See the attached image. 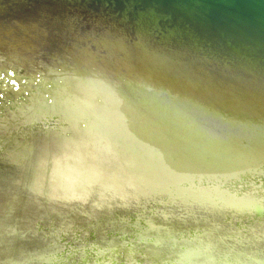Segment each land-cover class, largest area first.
<instances>
[{
    "label": "water",
    "instance_id": "obj_1",
    "mask_svg": "<svg viewBox=\"0 0 264 264\" xmlns=\"http://www.w3.org/2000/svg\"><path fill=\"white\" fill-rule=\"evenodd\" d=\"M0 65L6 67V73L20 74L25 78H34L29 75L36 71L48 77L47 68H52L76 77L99 78L109 83L121 77L134 79L203 104L229 121L252 128L253 134L249 136L260 139V142H248L247 137L237 135L217 138L231 147L219 148L232 153H225L227 159L239 161L264 152V0H0ZM108 88L110 91L106 94L111 95L119 106L130 109L123 88L113 87L111 90L110 85ZM31 102L34 104L30 110L39 114L37 100ZM13 111L17 112V109L13 107ZM149 121L168 133L156 119ZM36 124L38 127L32 126L25 134L29 141L33 139L31 142L35 146H41L45 144L41 138L49 141L52 135L51 131L45 134L41 122ZM151 130L159 140L167 141L159 130ZM195 133L192 130L191 134ZM3 137H0V145L6 146L8 143ZM37 148L33 158L38 154ZM52 148L53 144L45 150L51 151ZM32 160L38 167V156ZM38 183L28 184L27 180L26 186L39 190ZM114 195L121 196L119 200L124 198L117 192ZM46 198L50 200V196L46 195ZM20 200L15 199V204ZM73 212L87 220L83 212ZM47 213L54 215L52 210ZM112 218L102 219L116 222L117 218ZM93 219L87 223L100 224ZM164 224L174 227L177 235L181 234V229L186 230L176 242L187 241L186 235L191 237L198 233L192 226L187 229L183 224L179 227ZM136 226L129 229L125 224L119 228L118 234L125 238L124 234L130 230L138 240L149 241L147 254L137 255L134 246L137 242H133L129 243L132 253L129 260L118 261L112 256L96 258L95 263L160 264L171 263L180 257L178 246L173 242L155 245L156 237L151 235V229L145 232ZM58 234L57 240L64 243L65 235ZM78 234L77 229L76 236ZM204 235L219 233L213 231ZM117 250L118 247L113 249L112 254ZM84 252L88 254L89 250L84 248ZM61 255L55 251L38 256L34 261L55 264L53 261ZM214 258V264H226L223 256L216 253ZM86 261L78 264H88ZM26 263L27 259L23 258L0 260V264Z\"/></svg>",
    "mask_w": 264,
    "mask_h": 264
},
{
    "label": "rangeland",
    "instance_id": "obj_2",
    "mask_svg": "<svg viewBox=\"0 0 264 264\" xmlns=\"http://www.w3.org/2000/svg\"><path fill=\"white\" fill-rule=\"evenodd\" d=\"M43 74L36 71L29 76L44 78ZM77 78V81L83 82L85 77ZM28 80L30 79L20 74L8 75L6 67L0 65V137L5 136L3 140L8 143L6 146L0 145V224L3 225L0 229V260L23 258L27 259L26 264H39L37 260L34 261L35 258L57 251L62 255L58 256V260L53 261L55 264H78L85 259L88 264H97L94 261L96 258L104 259L112 256L115 260L127 261L132 255L129 243L137 242L134 246L135 253L139 256L149 252V241L138 240L130 230L124 234L125 238L122 237L123 234H118L119 228L124 227L125 224L129 226V229H133L138 223L139 226L136 227L140 231L145 229L146 232L147 229H151L153 236L156 235L157 228L162 232L165 231L164 229H172L176 232L174 227L164 223L177 227L183 224L187 229L192 226L201 234L213 231L215 234L219 233L216 239L220 240L218 238L220 236L228 240L224 242L228 247L237 245L239 249L254 252L260 248L264 250V207H256L255 204L239 200L248 196L264 206V152L256 156L254 153L248 158L239 160L241 161L239 171L244 177L239 174L235 176L236 180H225L223 183V179L221 183L222 178L216 179L218 176L210 178L206 170L195 169L194 165L182 167L176 164L175 158H170L172 156L167 157V155H160L161 152L156 153L154 150L159 148L156 147L153 150L154 142H152L153 144L147 146L155 152L152 157H147L146 154L142 157L140 154L137 159H134L125 153L121 156L109 153L103 156L104 159H94L97 160L96 163L90 164L88 159H84L93 172L99 169L105 171L106 175L100 177L112 188L106 186L110 189L107 192L101 191L100 187L93 189L87 186V183L93 180L92 177L85 175L75 190L74 186L69 188L70 185L62 182L57 176L58 173H62L57 172L58 169L61 170L58 167L61 163L57 161L60 155L55 152L61 148V145L56 151H53V148L51 151L45 150L46 148L39 145L35 146L34 142H31L33 139L30 138L29 141V137L25 134L31 130L32 126L38 127L36 118L35 121L23 122L24 119H30L32 115L30 109L34 102L28 101L37 100L40 103L54 101V92L47 88L40 90L41 88L28 87V92H31L29 95L33 97L29 99L27 97L29 95L18 92V90H25L24 85ZM21 94L25 97L22 98ZM18 97L22 99V102ZM57 98L61 96L58 95ZM61 99H58L56 104L58 114L47 109L44 115L40 116L46 118L41 122V129L45 131V134L51 131L57 135V125L50 122H53L52 117H55L54 120L58 123L57 116H65L67 105L74 104L75 111L80 116L79 119L85 120L84 116H87V111L84 110L85 105L81 104L83 109L77 102H72L71 98L69 99L71 102ZM17 106L26 107L24 111L27 119L19 112L13 111V107L17 109ZM89 121H83L85 123L80 125L87 127ZM72 128L71 130H74V127ZM73 132L76 136L82 135L79 131ZM103 136L102 139L99 137L98 142L106 141L110 144ZM41 140L48 142L47 139L41 138ZM31 143L34 146H30ZM105 146H111V144H105ZM35 147H38V154L33 158ZM37 156L39 158L37 165L40 168L36 164L33 165L32 159H36ZM30 160L32 163L29 162ZM21 166L23 169L20 170ZM33 167L36 170H33ZM27 180H30L28 184L39 182L37 187L40 191L31 190L26 186ZM94 180L98 181L97 178ZM229 188H233L231 191L234 193H231ZM115 192L123 195L124 198L119 200L122 197L114 195ZM140 193L148 197L140 196ZM36 194L41 196L40 199ZM46 195L50 196V200L46 198ZM16 196H22V198ZM228 196H232V199ZM15 199L17 201L21 199L20 203L15 204ZM49 210L54 212L53 216L47 213ZM89 210H92V213ZM73 211L83 212L87 220ZM103 217L117 219H115L116 222H112L102 219ZM92 219L100 221V224L96 225L100 228H96L95 224L87 223ZM77 229L78 236H76ZM183 231L186 230L181 229L180 235L184 234ZM58 232L65 235L64 243L57 240ZM180 235L177 237L183 236ZM217 246L224 248L222 245ZM117 247L118 250L112 254V250ZM84 248L89 250L88 254H85Z\"/></svg>",
    "mask_w": 264,
    "mask_h": 264
},
{
    "label": "bare ground",
    "instance_id": "obj_3",
    "mask_svg": "<svg viewBox=\"0 0 264 264\" xmlns=\"http://www.w3.org/2000/svg\"><path fill=\"white\" fill-rule=\"evenodd\" d=\"M47 71L49 73L48 77L41 78L35 76L34 78H29L30 80L24 85L25 90H18V92H23L27 96L31 94V92H28V87L34 89L36 87L39 89L41 88L40 90L47 88L51 92H54V101L49 103L41 100L42 103L40 104L38 102V105L36 104L37 110L40 112L38 116L32 111V115L34 116L32 117L31 115L30 119H24L23 122L27 123L31 120H35V118L39 122H43L46 118H41L40 116L44 115L47 109L58 114V105L56 106V104L57 100L61 98L62 101L63 99H67L65 102H71L70 100H72V102H77L80 106L81 104L85 105L87 110L81 106V108L87 111V116H84L85 120L79 119L80 116L77 111H75L76 107L74 104L67 105L65 116H57V119H59V121L57 120L58 123L55 122V118H53V122H50L57 125V135L56 133L53 134L50 132L52 138L49 137V141L41 145V147L47 148L49 145L53 144V151H56L57 146L61 144V148L55 152L60 155L57 161L61 163L60 166H58L61 170L59 171L58 169L57 172L62 173H58L57 176L62 182H66L65 184H68V186L70 185L69 188L74 186L73 189L77 190L76 186L80 184V180H83L82 177L85 175L88 177L89 175L93 180H90L87 186L93 187V189L100 187L101 191L107 192L110 189L106 187L108 185H106L101 178L106 175L105 171H100L99 169L93 172V169L87 166V161H89L90 164L92 162L96 163L97 160L94 159H104L103 156L109 153L114 156H116L115 154L121 156L122 153H125V155L134 159H137L140 154H142V157L145 154L147 157H152L155 154L154 151H156V153L161 152L160 155H167V157L172 156L170 158H175L176 164H180L182 167L194 165L195 169L199 168L202 171L206 170L208 171L207 176L210 178L218 176L216 179L222 178L221 183L223 179L224 183L225 180H236L237 177L235 178V176L241 173L239 171L241 162L227 159L225 153L230 151H223L219 148L231 147L227 146L224 141L218 139L230 135H237L247 137L249 139L247 140L248 142H251L250 140L260 142V139L249 136L250 134L252 135V131H254L252 128H249V126H244L241 122L229 121L216 110L209 109L203 104L190 102L169 91L156 89L153 86L140 83L134 79L121 77V79H115V81L113 80L109 83V81L89 77L84 78L83 82H79L77 81L78 78L70 73L58 72V69L52 68H47ZM108 85H110L111 90L113 87L124 89L123 91L127 95L130 103V109L127 106L126 108L119 106L117 104L118 102L114 98L112 99L111 95L105 93L110 91ZM58 95L61 96V98H57ZM22 97H25V95ZM27 97L29 99L32 95ZM29 102L31 101L29 100ZM24 110L26 111V107L17 106V112L27 119ZM13 116L15 115L13 114ZM150 119L159 121L162 128L166 129L168 133L158 129L149 121ZM83 121H89V125L87 127H82L80 124L85 123ZM72 127H74V130H71L73 129ZM169 128L173 132L169 133ZM151 129L159 130L160 135L170 144L165 140H159V137L155 136ZM192 130L196 132L194 135L191 134ZM73 131H79L82 135H78L77 133L78 136H76ZM102 136L105 137V140H108L111 146H105V144L110 145L107 144L106 141L100 142L99 140L98 142L99 137L101 138ZM213 138H218V141L211 140ZM152 142H154V147L152 149L154 150L156 147L159 149L153 151L148 148L147 146H149V144L151 145ZM102 145L104 146L103 148ZM245 145V149H247L248 144L245 143ZM30 146L34 145L32 144ZM249 149H251V147ZM84 159L88 160L84 161ZM49 163L51 162L49 161ZM19 168L20 170L21 168L23 169L22 166ZM95 178H97V182H95ZM39 181H41V178ZM223 186H225V184H223ZM229 189L231 193H234L231 191L233 188ZM228 197L232 199V196ZM239 200H243L248 204L262 205L248 196L242 197ZM164 230L165 231L162 232L161 229L157 228L154 241L155 245L173 242V245L178 246L181 255L173 261L174 263L167 261L160 264H214L213 260L215 259L216 253L219 256H223V262L226 264H264V250L261 248L259 250L255 248L257 251L254 252L252 250L246 251L239 249L240 247L237 245L228 247L224 243L228 240H224L220 236H218L220 240H215L216 236L204 235L201 234V232L191 237L186 235V238L190 240L187 239V241L176 242V232L172 229ZM144 235L147 236L148 234ZM180 245H182V248H180ZM217 245H222L224 248L220 247L219 249ZM190 248H192V250H190ZM216 249L218 250L216 251Z\"/></svg>",
    "mask_w": 264,
    "mask_h": 264
}]
</instances>
